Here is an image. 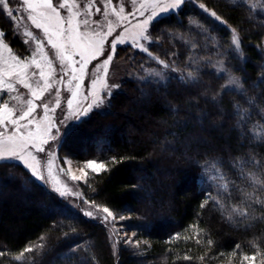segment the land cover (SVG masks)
<instances>
[{"label": "trees", "instance_id": "1", "mask_svg": "<svg viewBox=\"0 0 264 264\" xmlns=\"http://www.w3.org/2000/svg\"><path fill=\"white\" fill-rule=\"evenodd\" d=\"M258 1L192 0L159 16L150 25L154 44L149 51L178 70L193 72L194 79L170 72L163 81L128 80L125 87H135L130 96L119 91L107 110L81 120L60 145V154L105 163L107 170L87 176L85 197L113 212L143 216L149 224L143 233L148 254H165L167 264H217L252 255L256 245L264 259V204L246 201L251 204L248 218L231 213L244 200V190L264 200V191L254 192L233 166L237 159L264 161V139L250 141L248 135L261 118L249 110L250 119L238 128L234 109L237 103L246 108L249 99L264 106V0ZM231 28L238 32L239 49L231 44ZM0 31L15 53L26 54L1 9ZM218 61L239 78L242 94L222 90L226 79L217 71ZM128 98L131 117L122 111ZM213 163L233 182L229 192L220 193L223 209L213 201L201 208L209 193L216 197L219 192L215 178L208 181L203 170ZM257 167L247 164L245 171ZM259 175L264 179V169ZM109 230L34 180L21 164L0 162V251L5 253L0 264H20L15 256L37 244L44 247L26 254L23 264H136L126 250L117 249L115 255ZM198 230H203L200 243Z\"/></svg>", "mask_w": 264, "mask_h": 264}, {"label": "snow or ice", "instance_id": "2", "mask_svg": "<svg viewBox=\"0 0 264 264\" xmlns=\"http://www.w3.org/2000/svg\"><path fill=\"white\" fill-rule=\"evenodd\" d=\"M101 2L104 5L103 11L98 6ZM185 2L186 0H139V8H134L133 12L124 14L125 7L121 5L117 10V7L113 5V0H86L84 3H80L78 0H20V3L25 6L22 11L27 14V20L31 22L35 29L42 33V38L34 35L32 31L26 30L24 35L28 39L23 42L25 44H34L35 47L31 50L30 55L23 57L13 52L9 42H5V39H0V128L3 129V131H0V160L19 159L25 163L33 177L43 179V175L39 172V162L36 165L28 164L25 156H30L32 160L37 161V156L31 150L34 149L36 153L45 152L43 145L49 142L45 137L49 136L53 128L59 133L61 129L58 125L66 124L69 120H80L82 117L87 116L93 109L105 103V96L110 97L112 88L119 87L118 85L109 86L106 80L110 64L116 55L117 45L127 42L128 38L125 33H127L128 29L124 28V31L111 41L107 40L116 31V28L113 27V21L108 19L109 6H112V14L120 21V24L116 25L117 27L121 26L128 16L134 15L136 12L143 16L144 12L141 9L144 8L145 4L153 6L151 14L138 22L136 25L138 31L132 33L130 37L132 47L139 48L141 51L148 53L149 56H152L146 44L141 43V41H151L150 24L162 13L179 10ZM231 2L235 4L237 0H231ZM131 4L135 6L137 0H131ZM0 6H2L7 16L15 21L16 17L13 9L10 8L9 0H0ZM93 7H95V13L92 11ZM200 7L206 12L210 11L204 4H201ZM155 8H159L160 11H155ZM94 15H102L104 20L93 19ZM210 15L217 21L226 23L215 11H210ZM105 21L107 23V32L103 31ZM230 31L231 44L236 49H239L241 41L238 32L235 28H231ZM0 37H5L2 31H0ZM106 43L110 44V52L106 51ZM46 48L51 50V54ZM5 51L8 53L7 57L4 55ZM101 56H106V58L93 67L91 75L94 78L90 80L87 93L82 94L81 87L87 76L88 67L93 60ZM75 57H79V59H74ZM152 58L164 67H169L165 61L160 60L158 57ZM57 63L59 64L58 68L56 67ZM32 68L35 70L30 72ZM101 69H103V75L100 74ZM218 71L220 73L224 72L222 64ZM154 74L160 75L159 73ZM187 75L189 79H194L193 72H189ZM65 76L68 77L65 91L70 93V96L65 97L68 112L64 114L62 120H56L54 117L57 108L62 109L61 89L55 88L54 106L43 102V98L46 94L52 93L56 84H64ZM98 84L101 85L100 88H97ZM17 85L27 90L31 98H24V93L19 91ZM221 88L222 90L235 88L242 94V85L234 77H229L226 84L222 85ZM12 93H15V95H11ZM6 94H8V99H5ZM81 95H83L84 103L78 99ZM11 100L17 101L20 107L10 106ZM35 100H40L41 104L34 103ZM246 103L252 105L253 101L249 99ZM38 108L43 109V116L37 115ZM234 109L238 125L243 127L250 119L249 109L239 103L234 105ZM261 112H264V109H261ZM30 126H34L35 130ZM70 130L71 125H68L64 129L65 134H69ZM248 132L253 138L264 139V124L258 121L257 126L248 129ZM51 139L55 140L56 136L52 135ZM112 159L115 161V157ZM247 164L258 166L257 171L248 170L246 172L245 167ZM85 166L97 174L100 171L107 170L104 162L94 160L87 161ZM233 166L239 170L240 177L247 180L249 186L253 187L254 192L257 189L264 191V179L259 175L260 170L264 169V161H257L255 158L250 161L237 159ZM210 169L212 176L209 179L211 180L213 176L215 177V186L219 189V192L216 197L209 193L201 203V208L213 201L223 209L225 207L224 198L220 193L229 192V184L233 182L224 175L219 164L213 163ZM80 172L84 181L87 182L85 170L82 168ZM208 172L209 168L206 167L205 173L207 174ZM71 179L79 181L81 177L73 175ZM64 194L61 193V195ZM246 201L264 204V200L260 199L259 196L253 197L251 193L244 190V200L237 205H233L231 213L248 218L251 204L246 203ZM103 211L107 213V216L104 217L105 220H107L108 216H112L115 219L108 207H103ZM86 215L92 216L93 214L88 212ZM190 227L198 228L197 225ZM202 231L198 230L195 234L197 243H200V232ZM178 237L179 234H177ZM185 239H188V237ZM41 240H43V237H41ZM208 243L211 245L213 242L209 240ZM37 247L43 248L44 245L26 246L15 256V260L23 264L26 254L34 252ZM239 247L237 245V249ZM256 247L257 251L254 254H242V264L244 261H255L258 256H261V250L258 245ZM235 254V252L232 253V255ZM3 255L5 253L0 251V256ZM183 259L190 260L192 257L185 255ZM200 259L203 260L204 257H200Z\"/></svg>", "mask_w": 264, "mask_h": 264}, {"label": "rangeland", "instance_id": "3", "mask_svg": "<svg viewBox=\"0 0 264 264\" xmlns=\"http://www.w3.org/2000/svg\"><path fill=\"white\" fill-rule=\"evenodd\" d=\"M186 1H192V0H186ZM78 2L84 3V2H86V0H78ZM258 2L259 1L256 0V3H258ZM9 3H10V8H12L14 11V15H15L16 19L14 21L11 17H8V16L7 17L12 22V28H13L15 35H18L19 38L22 41H24V40L28 39V37H26L24 35V32L27 30V31H32L34 33V35H37L38 37L42 38V33L39 30L35 29L31 25V22L27 20V14L22 11V8L25 6H23L20 3V0H9ZM113 5L117 7V10L119 9V6H121V5L124 6L125 7V13L124 14H127L129 12H133L134 8L140 7L139 0H137V4L135 6H133L131 4V0H113ZM98 6L101 7V9L103 11V8H104L103 3L102 2L99 3ZM0 9L3 10L2 6H0ZM141 10L144 12L143 16H141L139 14V12H136L134 15L128 16L127 20L123 21L122 25L117 27L116 25L120 24V21L118 20V18L115 15L112 14V6H109V8H108V13H109L108 19H111L113 21V27L116 28V31L113 33L112 36L108 37L107 40L111 41L116 36H118L121 32H123L124 28L128 29L127 33H125V36L128 38L127 42L117 45L116 55L110 64L109 71L107 74V80H106V82L109 86L118 85L119 87L112 88L110 97L107 95L105 96V103L102 106L93 109L87 116L82 117L80 120H69V121H67L66 124L58 125V127H60V129H61V131L59 133H57L56 129L53 128L52 132L49 134V136L45 137L49 141L48 144L43 145V147L45 148V152L36 153L34 151V149L31 150L33 152V154L37 156V161L32 160L30 156H25V160L27 161L28 164L36 165L37 162H39V164H38L39 172H40V174L43 175V179H37L36 177H33L31 175L30 170L25 166V163L19 159H16V158L4 159V160H0V162H14V163L21 164L29 172L30 176L34 180H36L37 182L44 185L45 187L50 189L55 194L62 196L69 203V205L71 207H73L77 210H80L82 212V214H84L87 218H89L91 220H94V221L99 220V221L106 223L110 229L109 230V232L111 234V236H110L111 241L110 242H111V246L113 248L115 255L118 252L117 249L120 251L126 250L129 254V256L135 261L136 264H167V257L165 256V254H163V253H156L155 255L148 254L149 242L147 239H145L143 233H144V230H147L149 224H147V222L144 220L143 216H141L139 214L129 213V212L128 213L127 212H120V211L119 212H113L110 210L113 213V216L115 217V219H113L112 216H108L107 220H105L104 217L107 216V213H105L103 211L104 206L96 204L95 202H93V201H91L85 197L84 193L82 192V190H83L82 188L84 187L85 181H84V178L82 176V173L80 172V169L83 168L85 170V172L87 173V176H88L93 171L91 169L86 168L85 163L87 161H90V160H94V161H98V162H101V161L96 160V159L79 160V159H75L74 157H71L70 154H67V153L60 154V151H59L60 145L66 136L64 129L66 127H68V125H71V129H72L81 120L87 118L93 112L103 113L105 110H107L109 108V105L111 104L113 96H115V94H117L121 90L125 92L124 95L130 96V91H132V89H135V87L133 85H131V87L128 86L126 88L125 85H127L128 80H131V79L132 80H145V79L153 78L155 80L163 81L166 79V77L168 76V73H170V72H172L173 74L176 73L177 76L180 77L181 79L190 80L188 78V75H187L189 73L188 71L184 72V71L178 70L174 66H170V65H169V67L166 68L163 65H161L160 63H158L155 59L152 58V57H157L154 54L151 53L152 56H149L148 53L141 51L139 48L132 47V42H131V38H130L131 34L138 31V28L136 27V25L138 24L139 21L145 19L148 15L151 14V12L153 11V6L151 4H145L144 8ZM92 11H93V13H95V7H93ZM155 11L159 12L160 9L155 8ZM171 12H174V11H171ZM168 13H170V12L162 13L159 16H162V15H165ZM208 13L210 14V12H208ZM5 14H6V12H5ZM65 15H66V13H65ZM93 19H100L102 21L104 20L102 15L101 16H95L94 15ZM149 29H150V27H149ZM107 30H108L107 29V23L105 21L103 31L107 32ZM0 39H3V37H0ZM201 41L204 42L205 39L203 38ZM141 43L146 44L147 47H149V45L154 44L152 42V39L149 42L141 41ZM204 43H206V42H204ZM45 44H46V41H45ZM34 47H35L34 44H31V43L25 44V51H26L25 55H30L31 50ZM127 47L129 49H127ZM46 50H48L49 54H51L50 49L46 48ZM106 51L107 52L111 51L110 44H108V43H106ZM118 53H119V55H118ZM141 54L146 55L145 58L140 59ZM4 55H5V57L8 56L7 51H5ZM104 58H106V56H101L98 59L93 60L91 62V64L89 65L87 76H86L85 80L83 81L82 87H81V93L82 94L87 93V87L90 85V80L92 78H94L91 75L93 67L95 65L101 63ZM74 59L78 60L79 57H75ZM146 60L147 61L151 60V61L155 62V65L148 66L147 65L148 63ZM216 65H217V71H218L219 68L221 67V62L218 61L216 63ZM56 67L57 68L59 67L58 63L56 64ZM77 67H78V65H77ZM223 68H224L223 74H225V79H226V81L223 85L226 84L229 77H234V78L239 80L238 77H236L234 74L229 72L224 66H223ZM173 69H175V70H173ZM34 70L35 69L32 68V69H30V72L34 71ZM154 73H159L160 75H155ZM100 74L103 75V69H101ZM64 79H65L64 84H56L54 86L52 93L46 94L45 97L43 98V102L50 103L54 106V104H55V99H54L55 88L61 89L60 99H61L62 109L57 108L56 113H55V117H54L56 120H62L64 118V114L68 112L66 99H65V97L70 96V93L65 91V89L67 87L66 81H67L68 77L65 76ZM239 82H240V80H239ZM73 83H75V82H73ZM100 87H101V85L98 84L97 88H100ZM17 88L19 89V91L21 93H24V98H31V96H30V94H28L27 90L23 89L19 85H17ZM11 95H15V93H12ZM5 99H8V94L5 95ZM78 99L82 103H84L83 95L78 97ZM128 99L129 100H126V99L123 100V102H124L123 109L124 110H122V111H123V113H127L128 116L130 115V117H131L132 113H133L132 108L131 107L128 108V105H129L131 99L130 98H128ZM89 100H91V98H89ZM125 101H127V102H125ZM34 103L41 104V101L35 100ZM10 106H15L17 108L20 107V105L15 100L10 101ZM74 107H75V103H74ZM246 108H248L251 112L253 110L256 111V114H255L256 117H258L259 119L261 118L260 119L261 123L264 124V112H261V109H264V106L260 107V106H258V104L253 102L252 105L246 104ZM37 115L38 116L44 115V111L42 108L37 109ZM237 125H238V123H237ZM256 126H257V123H254L253 127L255 128ZM30 127H33V130H35L34 126H30ZM239 127H241V126L238 125V128ZM127 129H128V126H127ZM0 131H3V129L0 128ZM52 135L56 136L55 140L51 139ZM248 135L250 137L249 138L250 141L257 140V138H253L251 134H248ZM203 170L205 171V168ZM73 175L81 177V180H79V181L72 180L71 176H73ZM210 176H212V173H211V169L209 168V172L207 174L205 173V177L207 178L208 181H210V179H209ZM213 178H215V177L213 176L212 179ZM212 182L214 184H216V179L212 180ZM11 186H12V184H8V187H11ZM17 191H18V193H20L19 188H16V192ZM61 193H65V194L61 195ZM88 212H91L93 215L92 216L86 215V213H88ZM121 218H123V219H121ZM60 260L61 261H70V259L68 260V259H62V258H60ZM70 262L72 264L77 263V262L75 263L74 260L73 261L71 260ZM262 262H264V259H262L261 257L258 256L255 261H244L243 264H262ZM79 263H82V261H80ZM217 264H242V262H241V257H239V258L227 259V260L221 261Z\"/></svg>", "mask_w": 264, "mask_h": 264}]
</instances>
